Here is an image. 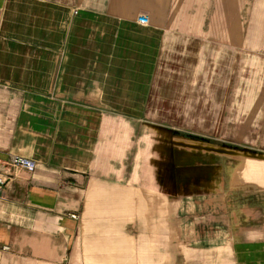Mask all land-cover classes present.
Segmentation results:
<instances>
[{"label": "crops", "instance_id": "0c3cea01", "mask_svg": "<svg viewBox=\"0 0 264 264\" xmlns=\"http://www.w3.org/2000/svg\"><path fill=\"white\" fill-rule=\"evenodd\" d=\"M261 74L264 0H0V264H264V161L173 121Z\"/></svg>", "mask_w": 264, "mask_h": 264}, {"label": "rangeland", "instance_id": "374dc122", "mask_svg": "<svg viewBox=\"0 0 264 264\" xmlns=\"http://www.w3.org/2000/svg\"><path fill=\"white\" fill-rule=\"evenodd\" d=\"M237 68L239 70L240 66L238 65ZM261 75H256L257 80L252 82L253 87H256L252 89L257 94L252 98V105L249 104L246 95L252 87L251 81L240 80L243 77L241 75L238 80L235 79V76L231 81L222 79L220 84L224 89L219 92L212 91L217 96L212 98L213 103L203 106L202 111L189 114H173V121L179 126L175 129L182 134L212 140L215 144L207 147H218L222 153L227 155L233 151L236 152V159L233 158V154H231L232 158H226L224 165L227 167L235 165L238 168L244 162L243 158L264 161V79H260L264 75ZM226 86H229L228 89H226ZM165 120L168 122V117H165ZM243 172H245L244 169L238 168L237 174L234 176V185L238 188L246 183L260 186L259 181H247ZM222 179L225 182L228 181V177H222ZM250 188L246 187L238 190L242 195L249 198L254 197V200L255 198L258 200L263 199L264 193H251L252 189ZM253 189L259 190L257 188ZM221 196H224V194H221ZM224 212L222 211V213ZM222 217H224V214H222Z\"/></svg>", "mask_w": 264, "mask_h": 264}, {"label": "built area", "instance_id": "2783aa9c", "mask_svg": "<svg viewBox=\"0 0 264 264\" xmlns=\"http://www.w3.org/2000/svg\"><path fill=\"white\" fill-rule=\"evenodd\" d=\"M138 22L142 25H147L148 24V18L145 16L139 17ZM11 165L15 168H23L30 173H34L36 168H37V164L35 161H33L31 159L23 158V157H13L11 159ZM4 184H5V182H4L3 178L0 176V197L2 196ZM71 217L75 220L78 219L77 216H71Z\"/></svg>", "mask_w": 264, "mask_h": 264}]
</instances>
